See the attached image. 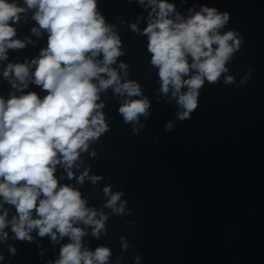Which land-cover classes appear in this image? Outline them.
Instances as JSON below:
<instances>
[{
    "label": "clouds",
    "instance_id": "9594fccd",
    "mask_svg": "<svg viewBox=\"0 0 264 264\" xmlns=\"http://www.w3.org/2000/svg\"><path fill=\"white\" fill-rule=\"evenodd\" d=\"M139 2L143 4L144 0ZM24 3L28 9H36L33 19L49 33L47 48L32 61L36 65L33 83L48 94L43 99L35 92L12 96L7 101L0 98V197L16 208L18 218L14 216L10 223L17 239L31 240L29 233L33 229H38L41 237L51 235L53 240L57 232L70 238L72 242L62 246L55 264H107L110 249L82 251L85 233L73 227L79 221L94 225L93 235L98 236L107 217L94 219L96 211L86 207L80 192L68 185L58 187L54 172L60 163L70 169L80 152L87 151L88 142L107 131L104 115L98 111L104 106L97 103L98 93L114 86L117 94L139 96L140 86L135 81L121 83L117 71L110 67L122 55L121 41L97 11L96 0ZM148 4L156 16L143 34L148 36L151 63L159 69L160 91L167 94L172 88V96L178 97L177 104L183 109L177 118L186 120L198 107L199 90L205 81L216 83L228 71L225 64L239 49L240 40L233 31L219 32L229 19L228 13L204 6L186 20L179 14L173 20L168 17L175 11L174 4L167 0H148ZM26 10L15 2L0 0V59L6 58V48L25 46V42L12 39L16 30L9 22H18L19 14ZM131 27L138 30L135 24ZM32 31L39 34L37 28ZM101 53L102 61L94 59ZM191 70L195 74L184 79ZM10 74L27 87V64H8L3 75L7 78ZM225 82L233 83L234 79L227 76ZM12 87L17 85L13 83ZM183 87H187L186 92L181 91ZM149 106L147 99L127 100L119 112L126 123L136 122L139 116H147ZM86 175L87 170L79 182ZM68 176L72 178L73 173L69 171ZM98 179L92 177L93 182ZM104 192L111 195L106 207L122 213L123 203L115 208L121 193L111 194L108 187ZM33 211L39 218H32ZM6 217L7 212L0 215V236L5 238L3 230L9 223Z\"/></svg>",
    "mask_w": 264,
    "mask_h": 264
}]
</instances>
